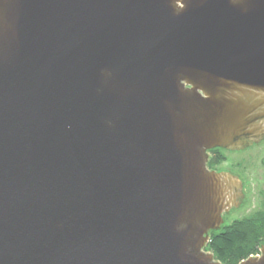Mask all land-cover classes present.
I'll return each instance as SVG.
<instances>
[{
  "label": "water",
  "instance_id": "water-1",
  "mask_svg": "<svg viewBox=\"0 0 264 264\" xmlns=\"http://www.w3.org/2000/svg\"><path fill=\"white\" fill-rule=\"evenodd\" d=\"M263 134L264 0H0V264H223Z\"/></svg>",
  "mask_w": 264,
  "mask_h": 264
},
{
  "label": "trees",
  "instance_id": "trees-1",
  "mask_svg": "<svg viewBox=\"0 0 264 264\" xmlns=\"http://www.w3.org/2000/svg\"><path fill=\"white\" fill-rule=\"evenodd\" d=\"M213 151L210 160L220 162L224 157L221 150ZM263 243L264 201L262 208L223 224L218 231H210L205 250L211 251L223 264H238L256 253Z\"/></svg>",
  "mask_w": 264,
  "mask_h": 264
},
{
  "label": "rangeland",
  "instance_id": "rangeland-1",
  "mask_svg": "<svg viewBox=\"0 0 264 264\" xmlns=\"http://www.w3.org/2000/svg\"><path fill=\"white\" fill-rule=\"evenodd\" d=\"M262 137L263 138L260 140L253 141L251 145L241 149L229 150L227 148H221L224 157L219 162V168L236 174L243 182L242 204L232 212L223 214L224 224L260 209L263 206L264 134ZM207 166L209 167L208 164ZM259 248L258 251L252 255H257L259 253Z\"/></svg>",
  "mask_w": 264,
  "mask_h": 264
},
{
  "label": "flooded vegetation",
  "instance_id": "flooded-vegetation-1",
  "mask_svg": "<svg viewBox=\"0 0 264 264\" xmlns=\"http://www.w3.org/2000/svg\"><path fill=\"white\" fill-rule=\"evenodd\" d=\"M213 150H221V148H219V147H217V148H213V149H210L209 151H208V162H207V164L209 165V169H213V170H216V171H222L220 168H219V162H215L214 160H210V157L212 156V152H213V154H214V152L215 151H213ZM211 161V162H210ZM223 226V225H222Z\"/></svg>",
  "mask_w": 264,
  "mask_h": 264
},
{
  "label": "built area",
  "instance_id": "built-area-1",
  "mask_svg": "<svg viewBox=\"0 0 264 264\" xmlns=\"http://www.w3.org/2000/svg\"><path fill=\"white\" fill-rule=\"evenodd\" d=\"M258 254H259V253H258ZM258 254H257V255H258Z\"/></svg>",
  "mask_w": 264,
  "mask_h": 264
}]
</instances>
